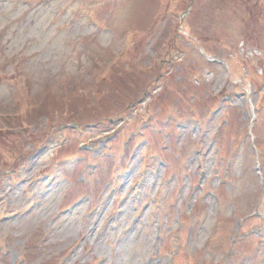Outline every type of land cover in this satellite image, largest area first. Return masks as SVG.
Masks as SVG:
<instances>
[{"label": "rangeland", "instance_id": "obj_1", "mask_svg": "<svg viewBox=\"0 0 264 264\" xmlns=\"http://www.w3.org/2000/svg\"><path fill=\"white\" fill-rule=\"evenodd\" d=\"M0 264H264V0H0Z\"/></svg>", "mask_w": 264, "mask_h": 264}]
</instances>
